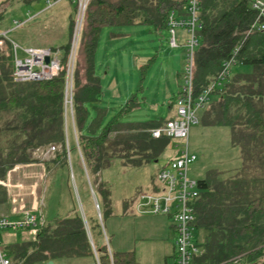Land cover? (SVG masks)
<instances>
[{"label": "trees", "instance_id": "1", "mask_svg": "<svg viewBox=\"0 0 264 264\" xmlns=\"http://www.w3.org/2000/svg\"><path fill=\"white\" fill-rule=\"evenodd\" d=\"M13 1L32 7L40 0H5L2 4L7 6ZM186 1H88L72 70L73 140L67 133L64 90L76 5L69 16L65 43L51 47L59 52L63 68L49 80L14 81L12 42L0 35L3 40L0 47V180H5L15 165L37 161L34 151L52 145L56 150L50 163L67 165L68 147L72 145L77 153L80 151L82 171L97 202L109 206L111 184L102 178L104 169L115 159L132 167L156 161L172 140L164 135L154 138L150 129L170 117L157 121H123L122 118L140 104L136 92L104 125L106 109L95 107L97 113L85 128L89 117L86 105L98 101L101 95L100 79L94 69V52L103 27L141 24L154 30L167 29L169 12L182 10ZM252 1L200 2L201 26L196 30L198 45L193 57L195 95L215 78L222 62L236 47H239L236 63L250 65L251 71L234 74L216 89L218 101L207 113L210 124L230 128L231 143L239 147L242 165L226 178L212 169L205 178L198 180L200 192L192 204V228L200 253L193 257L191 264H230L235 256H241L245 264L264 263V30L247 34L256 16ZM0 12L1 20L3 11ZM17 22L18 26L23 24V21ZM81 57L83 80L79 68ZM154 60L152 56L141 66L142 75L145 76ZM179 93L171 97L170 106ZM4 200L5 190L0 185V203ZM88 228L91 235L89 225ZM200 230L205 231V237L198 242ZM91 239L100 264H135L133 252L113 253L104 245L100 254L92 235ZM1 246L11 264H37L67 256L94 258L93 246L76 205L69 215L39 226L33 240Z\"/></svg>", "mask_w": 264, "mask_h": 264}, {"label": "rangeland", "instance_id": "2", "mask_svg": "<svg viewBox=\"0 0 264 264\" xmlns=\"http://www.w3.org/2000/svg\"><path fill=\"white\" fill-rule=\"evenodd\" d=\"M74 6L75 4H72L69 0H60V3L53 8V11H55L56 8L59 10L58 12L62 16V22H53L54 17L47 19L51 15H49L52 11L50 10L45 13H40L37 17H33V19L26 22L24 21L21 26H15L17 25L16 23H18L17 21H23L26 18L28 15L26 12L32 10L31 7H27L16 1H13L7 7L2 4L0 6V11H3V18L0 20V30L7 31L8 40L12 43H16L18 46L32 44H35V46H54L63 44L67 39L69 16L73 14ZM111 32L117 35L115 37H110ZM176 33L180 36L185 35V31L181 28H177ZM169 36V32L166 29L156 31L151 26L143 25L104 28L100 34L99 48L95 56V67L100 77L102 95L99 101L87 103L86 106L88 108L89 117L84 124L85 128L90 123L91 118L97 113L95 106H101L106 109V116L103 121L104 125L115 114L118 108L126 102L130 94L134 92L138 95L140 106L127 113L122 118L123 121L147 120V118L153 116H157V118H166L168 114L167 103L170 100L169 98L181 89L185 61L183 39L179 46L173 48L168 43ZM11 49L13 51L12 44ZM17 53L18 56H23L19 48L17 49ZM152 56L155 57V60L151 66L146 69L144 76L142 75L140 66ZM83 65L84 63L81 57L79 63L81 80H83ZM232 73H234V70ZM140 87L141 90L138 91ZM202 114L203 110L202 112H197L200 121L198 124L193 125L189 132V150L197 156L196 162L190 166L188 170V175L192 179L201 178L203 175L201 170L204 167L211 170L217 168V165H224L227 161H240L239 150L237 149L233 152L234 148L229 141V139H231L230 128L222 126L213 128L212 124H206L209 123L208 121H205L206 123L201 121ZM65 116L67 133L70 139H72L74 137V129L70 107H67ZM98 131H100V129ZM174 148V143L168 145L157 162L151 163L146 166L147 168L145 169L152 174H156L155 170L159 164L161 165V163L168 162L172 156H175V151H178V149ZM68 153L69 162L67 164V173L69 172L70 174V183L75 196L76 206L80 214L81 210H83L91 229L94 244L101 254L104 245L109 247L110 244V232L108 228H106V230L104 228V225H106V217L101 218L98 216L90 187H88V182L84 187L77 176V161L79 157L76 150L72 148V145L71 148L68 147ZM235 154L239 157H235ZM73 170L77 181L80 196L79 200L77 194L74 192L73 177L71 175ZM109 170L111 171L112 177L118 176L117 182L127 181V171L123 169L121 172L117 164L116 166L112 165ZM145 190L146 188L142 187V191ZM62 191L59 183L55 188L48 185L46 195L49 201L46 200L48 203L44 210L46 216H53V218L48 221L54 220L57 216H64L72 206L68 197L66 199L61 197L63 195ZM65 193L68 194V192ZM101 210L103 211L102 206ZM99 229H101V232H99ZM33 238L34 235L31 230L0 231V242L2 245L11 242H20L22 240H33ZM148 252H151L150 257L154 259V263H157V261H159L160 252L152 247H149ZM91 263H93V258L91 256L56 257L53 261V264ZM37 264H48V262L42 261Z\"/></svg>", "mask_w": 264, "mask_h": 264}, {"label": "built area", "instance_id": "3", "mask_svg": "<svg viewBox=\"0 0 264 264\" xmlns=\"http://www.w3.org/2000/svg\"><path fill=\"white\" fill-rule=\"evenodd\" d=\"M76 5V15L72 34V41L68 63L66 68V81L64 90V105L72 109V70L83 24L85 8L89 0H69ZM201 0H187L182 7L181 14L171 10L167 18V30L169 32V45L177 47L182 42L177 35L176 29L186 31V38L183 39L185 47V61L182 74V86L180 93L174 101L173 116L163 122L160 126L150 129L154 138L162 135L174 141L178 154L161 166L155 176L159 186L154 192H141L138 195V207H147L148 212L153 214H169L175 231V264H191L193 257L200 253V248L194 243L192 222L194 220L193 201L199 195L200 189L198 180L188 175V170L197 156L189 150L190 128L199 122L198 110L204 107L209 95L220 88L231 74L232 68L237 64L236 47L230 57L222 62L221 69L210 81V83L197 95L193 86V57L198 45L196 30L201 26L199 17ZM48 5L53 1L47 0ZM251 6L256 10V16L251 22L247 34L264 30V0H253ZM16 22V21H14ZM20 25V23H16ZM6 37V32H1ZM3 40L0 39V47ZM12 78L14 81H41L49 80L56 76L63 66L57 50L43 46H18L12 43ZM20 49L23 56H18L17 49ZM56 150L55 146H49L42 151L43 157H47ZM2 183V181H0ZM43 222L40 206L35 212H26L21 217L12 218L0 216V231L34 229ZM0 264H11L9 258L2 250L0 242ZM91 264H100L96 250L94 249V261ZM230 264H245L241 256H235ZM264 264V263H262Z\"/></svg>", "mask_w": 264, "mask_h": 264}, {"label": "crops", "instance_id": "4", "mask_svg": "<svg viewBox=\"0 0 264 264\" xmlns=\"http://www.w3.org/2000/svg\"><path fill=\"white\" fill-rule=\"evenodd\" d=\"M4 1L5 0H0V6ZM52 1H53L52 3L53 5H48L47 0H40L39 2L35 3V5L32 6L33 8L31 7L32 10H28L26 12V14L28 15L23 20V23L24 21L26 22L30 19H33V17H37L40 13H45L50 10H52L49 13V15L50 14L51 15L47 19L54 17L53 22H57V21L62 22L61 21L62 16L58 12L59 10H57L56 8L57 11L56 10L53 11V8L56 7L60 3V0H52ZM176 11L178 14H181L182 10H176ZM133 25H141V24H133ZM113 26H131V25L120 24V25H113ZM113 26H106V27H113ZM143 26H147V25H143ZM106 27H103L101 29L100 34ZM1 32H6V37H8L7 31H1ZM100 34H99V38H100ZM116 35L117 34L113 32L110 33V37H115ZM178 36L181 38V40L186 38V31H185L184 36H180V35ZM99 38H98L96 49L94 52V69H95V74L98 77L99 75L97 74L96 67H95V56L99 48ZM60 45L62 44H58L54 46H43V45H40V46L51 48V47H59ZM25 46H35V44L23 45L21 47H25ZM233 70H234V73H232ZM232 71H231L229 78H231L234 74L239 73V72H250L251 66L236 64L232 68ZM100 85H101V82H100ZM214 91L209 95V99L204 105V107L198 110V112L199 111L202 112L203 110L201 121L204 123H206L205 121H207L208 111L211 109V107H213L216 104L219 98V94L218 93L215 94ZM101 95H102V86H101ZM100 97H99V100H100ZM171 97L169 99H171ZM169 102L170 100L167 103V107H168L167 113L168 114L166 118L168 117L171 118L173 116V111H174V103H172V106H170ZM91 103H94V102H91ZM139 106L140 104L137 107ZM95 107H101V106H95ZM101 108H104V107H101ZM166 118H161V117L157 118V116H153L151 118H147V120H132V121H127V122L157 121L158 119H166ZM206 124H210V123H206ZM212 125H213V128L216 126L228 127L225 125H214V124ZM223 132H226V131H223ZM73 139H75V132H74V137L72 138V140ZM229 141L231 142V139H229ZM172 143H174L173 140L170 144ZM231 145L234 148L233 152L237 149L239 150L240 161L239 162L238 161L237 162L227 161L224 165H217L216 166L217 168H213L219 172L221 178H226L227 176L237 172L242 165V159H241V153H240L239 147L233 144ZM44 149L46 148L37 149L36 151L33 152V155L35 156V158H37V161L26 163V164L15 165L13 168H11L8 171L6 179L0 180L2 181L0 185L5 190V198H6L4 202L0 203V216L18 218V217H21L26 212H35L37 208L40 206V209L42 211V216H43V222L41 224H38L36 228L34 229H27L28 231L31 230L34 236L39 226L43 225L45 222H48L49 219L53 218V216L52 217L46 216L45 210H44L48 203L47 201H49V199L47 200V195H46L48 191V185L50 187L52 186L55 188L57 184L59 183L60 188L63 190L62 191L63 195L61 197H63L64 199L68 197L69 200L71 201L72 206L67 213L65 212L66 210L64 211L66 213L64 214V216L69 215L76 205L75 196H74L73 189L70 183V174L69 172L67 173V169H68L67 165L65 164L61 165L60 162L51 164L50 160L54 156V154L51 153L47 157H43L42 151ZM174 149H177V147L175 146ZM177 154H178V151H175V156ZM67 156L69 157V153ZM78 157H79V160L77 161V165H78V170H77L78 175L77 176L81 184H83V186L85 187L87 182L85 179L84 172L82 171L83 164L81 163L82 161H81L80 151H78ZM173 157L174 156H172L171 158ZM235 157H239V156L235 154ZM157 160L150 162V163H145L141 166L132 167V166L123 165L119 159H115L112 165L116 166L117 164L118 168L121 169V172L123 169L127 171L126 173H127L128 179L125 182H117L116 180L118 176L112 177L111 171L109 170L111 169L112 165L109 168L104 169L101 175L104 180H107L111 184V197H110L109 206L101 205L103 207V211L101 210V206L97 202L95 194L89 185L98 216L101 217V214L103 212L102 217H106V221H105L106 225H104V228L105 230L106 228H108L110 232V244L108 247L109 252L116 253V252L131 251L135 254L134 255L135 264H175V259H174L175 258V245H174L175 231H174V226L172 222V217L169 214L150 213L148 212V208L144 206L138 207V202H139L138 195L141 192H154V191L159 190L158 189L159 184L155 180L156 174L155 173L152 174L150 171H147V169H145L147 168L146 166L150 165L151 163L157 162ZM67 161H68V158H67ZM166 163L167 161L165 163H161V165L159 164L155 171L157 172V170ZM193 164H191V166ZM201 171L203 172V175L199 179L205 178L210 170L204 167ZM188 174H189V171H188ZM71 175L73 177L74 190H75L74 192L77 194V197L79 200L80 196L78 192V186H77V181L75 178L74 170L71 172ZM199 179H196V180H199ZM142 187H145L146 190L142 191ZM65 192H68V194ZM64 216H61V217H64ZM81 216L85 223L90 242L93 246V242L91 239V235L89 232V228H88L87 221H86L83 210H81ZM56 218H60V217L57 216ZM197 236H198L197 237L198 242L203 241L205 237V231L200 230L197 233ZM149 247H152L154 249L156 248V250L160 252L159 261H157V263H154L155 262L154 259L150 257L151 252H148ZM94 249L95 248L93 246V250ZM93 261H94V258H93Z\"/></svg>", "mask_w": 264, "mask_h": 264}, {"label": "water", "instance_id": "5", "mask_svg": "<svg viewBox=\"0 0 264 264\" xmlns=\"http://www.w3.org/2000/svg\"><path fill=\"white\" fill-rule=\"evenodd\" d=\"M48 264H53V261H51V260H50V261H48Z\"/></svg>", "mask_w": 264, "mask_h": 264}, {"label": "bare ground", "instance_id": "6", "mask_svg": "<svg viewBox=\"0 0 264 264\" xmlns=\"http://www.w3.org/2000/svg\"><path fill=\"white\" fill-rule=\"evenodd\" d=\"M216 94V93H215Z\"/></svg>", "mask_w": 264, "mask_h": 264}]
</instances>
